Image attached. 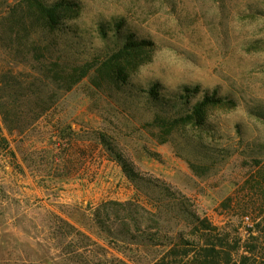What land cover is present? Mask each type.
<instances>
[{"label":"rangeland","instance_id":"obj_1","mask_svg":"<svg viewBox=\"0 0 264 264\" xmlns=\"http://www.w3.org/2000/svg\"><path fill=\"white\" fill-rule=\"evenodd\" d=\"M42 1L76 3L78 11L47 34L54 46L42 62L11 55L1 46L8 39L0 41V67L23 73L18 84L9 76V90L22 84L45 104L60 96L21 133L0 115L8 139L0 148V264L161 257L129 235L101 232V222L121 227L126 207L113 201L140 203L149 212L135 217L169 236L189 233L192 214L243 235L263 226L264 0ZM26 8L0 0V33L10 23L3 17ZM127 41L146 45L112 58ZM52 61L90 71L66 91L43 68ZM205 97L223 101L205 107L201 123L186 118ZM72 226L90 238L77 244L92 250L87 258L73 255Z\"/></svg>","mask_w":264,"mask_h":264},{"label":"trees","instance_id":"obj_2","mask_svg":"<svg viewBox=\"0 0 264 264\" xmlns=\"http://www.w3.org/2000/svg\"><path fill=\"white\" fill-rule=\"evenodd\" d=\"M23 3L27 7V14L23 15L12 9L8 17H3V19H9L10 23L2 28L0 41L5 37L9 43L1 46L6 51L8 50L11 55L24 56L25 61L32 55L34 60L38 57L37 61L42 62V58L54 46L52 42L47 41V34L53 31L61 20L75 17L78 5L67 1L48 4L42 0H23ZM34 34H38V39L33 37ZM139 45H146V42L142 41L141 44H137L134 41H127L124 46L114 53L112 58L118 60L125 55H132L133 51L130 52V48ZM112 66L116 67L117 64ZM43 68L50 74L52 73L53 79L62 83L64 89L68 91L88 75L90 64L69 67L59 61H52L49 65L45 64ZM123 73L122 70L117 71V81L124 82L121 79ZM9 76L15 79L16 84H18V79L23 76V73H18L16 68L11 65L0 67V91L6 94V96L0 94V115L5 127L11 133H21L44 115L51 108V103L58 100L60 96L58 91H55L57 95L50 101L51 103L45 104L41 98L43 96L41 92H23L22 84L14 90H9L7 85ZM23 100L30 103L28 108L23 105ZM222 101L220 98L205 97L193 106L191 115L186 118L196 117L197 122L201 123L204 108L210 103H220ZM7 147L8 139L4 136L0 124V148L6 149ZM116 156L126 176L132 181L136 180L137 175L130 165L120 155ZM109 204L126 207V214L124 217H121L122 215L119 217L121 227L116 229L107 226L106 222H101V232L113 234L117 231L129 235L133 237V243L137 247L153 248L163 254L161 257L155 258L150 264H264V225L260 226V223L258 227L248 229L246 235H243L239 231V226L234 228L233 232L232 229H228L226 226H216L208 219L192 214L194 225H192L189 233L179 232L177 235L169 236L163 233L161 229L152 233L149 227H145L135 217V214H138L140 210L148 211L140 203L113 201ZM72 228L76 230L73 237H77L73 255L83 259L84 257L87 258L88 253L92 250L88 246L78 247L77 244L79 241L83 242L84 240H90V238L81 230L73 226ZM118 263L127 264L121 260Z\"/></svg>","mask_w":264,"mask_h":264}]
</instances>
